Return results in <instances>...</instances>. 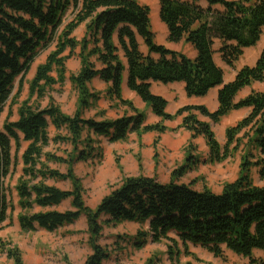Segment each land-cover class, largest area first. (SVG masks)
Masks as SVG:
<instances>
[{
	"label": "trees",
	"instance_id": "16d2710c",
	"mask_svg": "<svg viewBox=\"0 0 264 264\" xmlns=\"http://www.w3.org/2000/svg\"><path fill=\"white\" fill-rule=\"evenodd\" d=\"M159 14L168 30V41L190 45L196 51L195 58L157 44L151 9L137 0H0V115L10 102L16 104L18 95L13 94L17 83L23 85L41 52L54 46L37 68L29 99L19 104L18 119L8 120L0 130V227L14 211L5 187L14 168L12 144L20 149L21 143L27 142L22 175L15 187L19 226L24 232L42 229L53 233L85 216L93 252L83 264L109 260L108 250L98 244L103 224L122 222L148 226L135 239L139 249L148 239L153 243L168 241L172 258L182 254L178 246L187 251L192 245L217 258L227 250L248 259V264H264V258L254 256L256 251L264 252V90L252 91L237 101L244 89L264 84V49L254 66L237 70L227 85H223L224 70L215 61L219 54L226 66L236 70L244 51L259 43L264 30V0H160ZM66 16L71 19L64 24ZM81 26L84 33L78 39L74 34ZM139 38L147 51H142ZM74 56L79 69L69 76V82L78 94L75 114H65L52 101L45 108L32 104L35 96L41 101L49 89L67 81V62ZM125 73L129 89L161 122L147 124L146 115L123 99ZM96 78L109 85L108 95L129 107L131 116L115 120L84 117V112L101 99L90 89ZM153 83H183L189 98L206 97L221 87L219 108L211 112L205 106H186L171 115L166 111L167 100L152 93ZM244 108L249 109L248 115L226 128L222 145L212 124ZM179 117L181 127L191 134L186 147L188 164L177 168L169 183L152 177H129L95 210L86 205L74 165L102 158L95 147L97 138L116 143L126 142L131 134H164V123ZM51 125L66 134L50 138ZM199 137L204 138L212 163H223L240 154L238 178L225 183L220 193L207 187L197 190V181L181 182L199 162L191 156ZM51 142L71 145L73 150L66 158L45 153ZM50 162L67 165L66 173L51 169ZM254 170L261 185L253 179ZM48 181L70 182L71 188L63 190ZM65 201H70L72 210L54 209ZM0 252L14 264H25L18 248L0 245Z\"/></svg>",
	"mask_w": 264,
	"mask_h": 264
},
{
	"label": "rangeland",
	"instance_id": "374dc122",
	"mask_svg": "<svg viewBox=\"0 0 264 264\" xmlns=\"http://www.w3.org/2000/svg\"><path fill=\"white\" fill-rule=\"evenodd\" d=\"M151 9L152 31L155 35V41L160 44L164 40L163 27L165 26L160 20V0H137ZM235 1V0H234ZM159 15V16H158ZM70 17L64 18V24L70 21ZM166 28V26H165ZM168 32V30H167ZM84 27L81 26L75 36L80 39L83 36ZM142 45V42H141ZM145 51L144 46H141ZM218 49V46H216ZM264 49V30L261 40L255 47L248 48L244 51L242 58L236 64V69L245 66H254L259 55ZM54 46L41 52L39 58L34 63L31 71L27 75L22 86L17 83L13 95H18L16 104L10 102L4 112L0 115V130L5 122L16 121L18 119L17 111L19 104L29 99L30 83L35 77L38 66L45 63ZM215 61L219 66L229 69L232 73L234 69L229 68L222 63L219 54L215 55ZM79 69V60L74 56L67 62V81L60 85H55L49 89L46 98L38 101L35 96L31 99L32 104H40L42 108L47 107L50 102H54L67 115H74L78 108V94L72 84L69 82V76L76 73ZM55 78L57 73L52 74ZM94 91V87H96ZM104 85L96 82L90 85L93 93H98L101 99L93 103L90 109L84 112L85 118L114 120L132 113V111H123L114 109V99L102 92ZM264 89V85H261ZM150 108V107H149ZM111 112V113H110ZM129 115V114H128ZM204 120L208 119L204 117ZM182 117L174 121H167L164 125L167 131L164 134L149 133L142 137L131 134L126 142L110 143L106 138H97L95 147L101 151V159L78 162L74 165L75 174L81 179L84 189V201L90 209L95 210L101 200L119 187L124 179L129 177H138L152 175V178L159 180L172 179L173 172L185 165L187 159V150L191 134L181 127ZM213 130L218 141L224 145L226 131L225 121L219 124H212ZM50 138L57 135H65L64 131H57L53 126L48 129ZM189 137L183 140L185 134ZM152 134V135H151ZM146 143H150L147 145ZM29 143L22 142L20 149L15 143L12 144V156L14 168L10 176L5 180V187L9 190L12 197L14 211L10 213V220L0 227V245L4 248H18L25 264H83L87 257L92 254L93 250L90 245V235L88 224L85 216H82L75 224L65 226L56 232L49 233L44 231L23 232L20 229L18 215L20 209L17 206L18 197L15 191L19 177L22 175L23 163L22 155ZM197 146L196 151H192V157L199 159L193 169L189 171L181 181L185 184L195 183V188L203 190L207 187L211 190L223 188L225 183L233 182L238 178L240 166V154H236L232 159L223 163H212L210 161L209 150L205 140L202 137L194 141ZM71 145L64 143L51 142L45 148V153H50L58 157L66 158L72 152ZM48 166L62 173H66L67 165L50 162ZM253 179L256 184L261 185L257 172L253 171ZM161 180H159L161 182ZM165 183V184H167ZM48 184L54 185L63 190L71 188L70 182L48 181ZM70 201H65L59 207L54 208L63 212L72 210ZM103 223V222H102ZM136 223L122 222L115 225H104L103 234L98 244L106 248L110 254L109 260L103 264H248L249 260L234 255L232 252L225 250L222 258L215 257L211 252L202 248L190 245L185 251L180 245L182 254L173 256L169 253V246L172 244L168 241L153 243L148 239L143 248L139 249L134 243L136 237L141 231L147 229ZM174 237V235H172ZM255 258H264V252L256 251ZM171 257V258H170ZM0 264H14L6 254L0 252Z\"/></svg>",
	"mask_w": 264,
	"mask_h": 264
},
{
	"label": "crops",
	"instance_id": "0c3cea01",
	"mask_svg": "<svg viewBox=\"0 0 264 264\" xmlns=\"http://www.w3.org/2000/svg\"><path fill=\"white\" fill-rule=\"evenodd\" d=\"M163 37H164V40L162 42H160L161 45H164L165 47H167L170 50L183 53V54L187 55L189 58L193 59L196 57V51L190 45H186L184 42H181V43L169 42L168 41V32H167V28H165V26L163 27ZM141 42H143V41H142V39L139 38V43H141ZM144 48H145V51H147L146 47H144ZM154 57L157 58L156 56H154ZM220 67L224 70V73H225L223 85H227V84L231 83L236 77L237 70L242 68V67L237 68L236 70H233L232 73H230L229 69H225L223 66H220ZM96 82L104 85L102 92H104V94L108 95L109 85H107L106 83L101 81L99 78H96L91 84H93V83L95 84ZM261 85H264V84L256 83L252 87H248V88L244 89L238 95L237 101L245 98L252 91H263L264 89L261 88ZM97 87L98 86L96 85V87L93 88L94 91H96ZM220 89H221V87L213 89L206 97H201V98L191 97V98H189L185 93V85L183 83H175V84H170V85H163L161 83H153L152 87H151V91L154 95L163 97L164 99L167 100L168 105H167L166 111H167V113H169L171 115L176 114L179 109L186 107V106H205L211 112H215L219 108L218 93H219ZM122 97L124 100L132 102L135 108H137L141 113H144L146 115V123L147 124L153 125V124H157V123L161 122V119L159 117H157L155 114H153L151 108H149V106L137 94H135L133 91H131L129 89V87H128V74L127 73H125L124 77H123ZM114 102H115V104H119L118 107H117V105H115L114 109H119V110L122 109L123 111H129L130 110L129 107L121 105L118 102V100L114 99ZM248 113H249V109H247V108L236 110V111H233L229 116L224 118L222 121H225L226 126L227 125L232 126V125H235L238 121H240L244 117H246L248 115ZM128 114H127L128 116H131L133 113L130 112ZM92 118H95V116ZM97 120H103V119H97ZM113 120H114V118H113ZM200 120L206 121L203 118L202 119L200 118ZM206 122H208V121H206ZM165 123H167V122H165ZM225 129H226V127H225ZM184 134H185V136H184L183 140H186V137H189V135L187 133H184ZM224 136H225V130H224ZM101 138H103V137H101ZM107 140L109 141V139H107ZM146 144L150 145V143H146ZM148 176L152 177V175H148ZM159 180H161V178ZM168 181L169 180H161V183L165 184ZM197 190H199V189H197ZM212 191L215 193H220L222 191V187H220L217 190H212ZM39 230L47 232V231L42 230V229H39ZM39 230H37V231H39Z\"/></svg>",
	"mask_w": 264,
	"mask_h": 264
},
{
	"label": "bare ground",
	"instance_id": "6f19581e",
	"mask_svg": "<svg viewBox=\"0 0 264 264\" xmlns=\"http://www.w3.org/2000/svg\"><path fill=\"white\" fill-rule=\"evenodd\" d=\"M159 16V15H158Z\"/></svg>",
	"mask_w": 264,
	"mask_h": 264
}]
</instances>
